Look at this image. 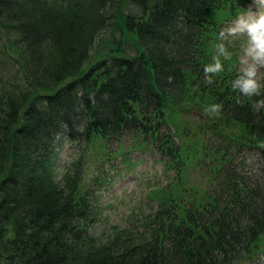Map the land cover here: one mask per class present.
Segmentation results:
<instances>
[{"label": "trees", "instance_id": "16d2710c", "mask_svg": "<svg viewBox=\"0 0 264 264\" xmlns=\"http://www.w3.org/2000/svg\"><path fill=\"white\" fill-rule=\"evenodd\" d=\"M242 2L0 0V264H254L264 236V108L253 102L264 96L233 88L240 70H204L217 64L220 13ZM104 32L114 54L84 69ZM185 87L209 110L220 105L215 114L243 126L246 140L211 128L201 156L219 162L210 167L214 190L189 191L192 201L169 191L135 230L95 236L101 182L59 189L53 154L83 147L72 168L79 180L96 144L106 172L133 137L182 184L169 108Z\"/></svg>", "mask_w": 264, "mask_h": 264}, {"label": "rangeland", "instance_id": "374dc122", "mask_svg": "<svg viewBox=\"0 0 264 264\" xmlns=\"http://www.w3.org/2000/svg\"><path fill=\"white\" fill-rule=\"evenodd\" d=\"M124 6L123 4L117 11L114 25L119 22L118 12L123 11ZM240 8V11L235 13H220L218 25H220L219 36L221 39H214L218 41L216 49L210 48V51H214V61L221 65L220 70L225 75H229L235 69L243 72V69L251 63V56L245 52L249 37L246 32L240 30L238 18L244 16L247 22H255L248 15L251 14L256 18L264 15V0H243ZM53 9H55L53 14L55 20L61 22L64 17L62 12L57 7ZM232 29H236V31L233 32ZM110 36V33L104 32L98 38V44L93 51L95 53H92L91 60L85 63L84 69L94 62L106 58L107 55L114 54ZM117 54L122 55L123 53L118 52ZM259 74L264 78V69H261ZM204 101L206 99L195 89L185 87L170 103L169 121L173 127L172 131L176 142L183 146L185 159L183 163H185L186 173L182 175V184L177 180V175L173 171L164 169L151 150L138 147L140 142L138 140L136 142L133 137L126 139L127 146H124L123 150H119L120 154L115 158L113 164L106 163V172L101 167L104 150H101L99 144H96L94 149L85 155L83 177L79 180L72 168L73 163L79 159L83 147H78L79 150L73 145L65 144L53 154L55 161V170L52 172L53 183L59 189L68 188L69 185L73 186L75 181L76 185L81 183L84 188L94 179L101 182L94 187L99 192L101 217L94 227L93 234L95 236L105 240L120 229L135 230L137 226L131 225V223L141 221L143 216L149 214L156 207L165 193L166 195L170 194L169 191L174 194L179 192L180 198L192 201L189 191L193 195H200L204 191V195H206L207 191H212L217 187L210 176V167L219 164V162L214 159V155L206 154L209 159L207 161H204L201 156L202 148L208 141L206 134L207 137H210V129L216 127L219 132L223 133L222 138L225 137L227 141H230L231 137L237 141L238 139L246 140L244 138H247L248 135L244 127L235 121L212 113L206 108ZM110 150H115V148ZM118 153L114 152V154ZM124 159L125 161H123ZM128 160L130 162L127 164ZM251 163L253 164V161ZM110 165L115 167H110ZM172 187L175 188L174 191H172ZM256 247L257 249H254L252 255L253 258L256 257L254 264H264L262 260L264 258V236Z\"/></svg>", "mask_w": 264, "mask_h": 264}, {"label": "clouds", "instance_id": "9594fccd", "mask_svg": "<svg viewBox=\"0 0 264 264\" xmlns=\"http://www.w3.org/2000/svg\"><path fill=\"white\" fill-rule=\"evenodd\" d=\"M255 22L249 23L244 19V16L238 18L240 30L246 32L249 39L245 52L251 56V63L247 68L243 69L244 75L240 77L236 86H233L235 90L243 94L246 97L253 96H264V78L259 74L261 69H264V15L256 18L249 14ZM233 32L236 29H232ZM221 65L217 63L215 67H205L206 72H212L219 70ZM207 83L211 84V80H206ZM253 108L259 112L260 109L264 108V99L253 102ZM221 110L220 105H212L210 111L212 113H219Z\"/></svg>", "mask_w": 264, "mask_h": 264}]
</instances>
